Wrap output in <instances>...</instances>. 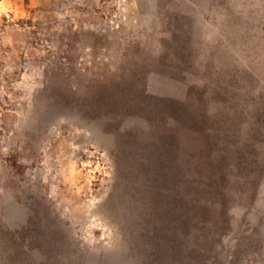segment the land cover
Segmentation results:
<instances>
[{
    "label": "rangeland",
    "instance_id": "rangeland-1",
    "mask_svg": "<svg viewBox=\"0 0 264 264\" xmlns=\"http://www.w3.org/2000/svg\"><path fill=\"white\" fill-rule=\"evenodd\" d=\"M0 264H264V0H0Z\"/></svg>",
    "mask_w": 264,
    "mask_h": 264
},
{
    "label": "trees",
    "instance_id": "trees-1",
    "mask_svg": "<svg viewBox=\"0 0 264 264\" xmlns=\"http://www.w3.org/2000/svg\"><path fill=\"white\" fill-rule=\"evenodd\" d=\"M188 67H191V68L185 69V70L191 71L193 76L197 75L195 67H193V66H188ZM195 79H197V78H195ZM198 83L197 82L193 83L192 91H194L197 94H200L199 100L201 101L200 102V105H201L203 103V101H205L204 98L202 97V95L205 93V90H203V91L200 90L198 87L199 86ZM171 110H172L173 116L176 119V121L185 122V120H186L187 125H189V128L194 130V131L196 130V132H199L200 134H202V136H204L203 138H205V141L208 142V148L205 149L206 154L203 151L198 150L196 153L193 154L194 157L199 159V160H201L204 156L206 158H209L211 153L215 150L210 145L214 142L216 143L217 140H216L214 135L207 132V129L208 128L212 129L215 121H213L210 117H208L206 115V113H204V110L202 108H200V110L195 109V108L191 107V105H186L184 107L173 106V107H171ZM212 136L215 138L214 140H213ZM171 137H172V140L168 141V142L165 141V140H167L166 137L163 139V141H162L163 146H161V147H159V149H157L159 152L158 153L159 155H160V153H162V154L165 153L168 148H169L168 149L169 152H174V154H175V151L179 147V139L175 136H172V135H171ZM210 142H212V143H210ZM165 144H167V145H165ZM246 145L249 147H252L254 144L248 143ZM240 155L243 156L242 153H240ZM174 158H176V156H174ZM211 162H212V160L209 161L208 168H205L206 170L208 169L207 174H205V172H204V167L197 168V173L200 174V177H201V178L198 177V178H200V179H198V181L203 182L206 186H203L201 189L199 188V189H195V190H197V192H202L204 194L210 193V194L214 195V201H219L220 197L223 195L222 185H224L225 174L221 171V168H220V166H218V164L214 165ZM244 167L245 166H242V168H244ZM175 173L177 174L176 179H179L178 174L180 173V170L176 168ZM177 213H178V215H177L176 221H178L179 225L187 226L188 220L187 221L180 220L181 219L180 215L182 216V214L180 212H177ZM185 232L186 231H184V233Z\"/></svg>",
    "mask_w": 264,
    "mask_h": 264
}]
</instances>
